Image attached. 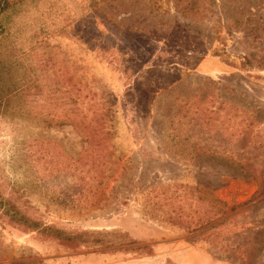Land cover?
Returning a JSON list of instances; mask_svg holds the SVG:
<instances>
[{
  "label": "rangeland",
  "instance_id": "374dc122",
  "mask_svg": "<svg viewBox=\"0 0 264 264\" xmlns=\"http://www.w3.org/2000/svg\"><path fill=\"white\" fill-rule=\"evenodd\" d=\"M194 9L183 16L172 0H97L23 57L36 89L18 100L21 115L0 113V264H264V180L161 151L175 103H233L264 124V0H197ZM96 21L107 36L94 32ZM101 112L116 130L103 144L111 155L94 141L91 120ZM192 133L212 149L221 144L200 126ZM263 147L241 140L220 151L257 172ZM173 183L198 187L227 211L239 207L229 213L236 217L208 238L146 216ZM5 210L101 233L107 246L63 245Z\"/></svg>",
  "mask_w": 264,
  "mask_h": 264
},
{
  "label": "trees",
  "instance_id": "16d2710c",
  "mask_svg": "<svg viewBox=\"0 0 264 264\" xmlns=\"http://www.w3.org/2000/svg\"><path fill=\"white\" fill-rule=\"evenodd\" d=\"M172 1L175 9L183 16L195 12L197 0ZM96 4L97 0H0V113L21 115L26 103H18V100L29 97L36 89L30 71L23 63V57L36 48L37 41L52 34L67 31ZM99 25H103L106 29V25L102 23ZM93 27L94 32L107 36V31L100 30L97 21L94 22ZM207 104L203 106V103H175L174 111L167 119L168 125L161 140V151L181 162L199 164V167L210 162L229 164L241 177L258 176L264 180V168L255 172L253 168L250 170L249 165L240 161L241 159L224 157L220 151L224 143L241 140L248 142V148L253 151L258 146L263 147L264 133L262 131L264 130L259 126L261 124L264 127V124L254 116L255 110L248 111L233 103ZM107 115L109 112H101L95 116H100L99 119L94 117L91 122L94 129V141L97 137L102 139L99 143L100 148L107 150L111 155L113 150L103 144L105 140L116 135V130L113 125L110 124L109 127L106 124L107 118L104 117ZM197 126L202 128L209 140L217 139L221 144L212 149L203 143H197L192 133ZM113 146L112 143L110 147ZM119 160L111 163L113 168H116ZM113 168L109 169V179L115 177ZM105 178L106 176H102L99 179L100 186ZM166 186L171 194L163 198L154 197L157 200H151L148 204L145 209L146 216L189 233L197 231L198 235L208 234V238L220 236L223 233L220 229L236 217L229 213L236 211L239 207H233L227 211L223 203L212 196L204 197L202 195L204 191L196 186L176 183ZM165 193L166 189L163 190V195ZM261 193L264 194V187ZM4 212L17 226L66 246H107V241L100 237L101 233H68L19 212L10 213L8 210ZM240 253L245 252L240 251ZM14 264H42V262L32 260Z\"/></svg>",
  "mask_w": 264,
  "mask_h": 264
}]
</instances>
